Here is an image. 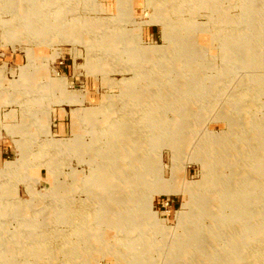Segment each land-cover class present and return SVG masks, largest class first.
Instances as JSON below:
<instances>
[{"label": "rangeland", "instance_id": "1", "mask_svg": "<svg viewBox=\"0 0 264 264\" xmlns=\"http://www.w3.org/2000/svg\"><path fill=\"white\" fill-rule=\"evenodd\" d=\"M263 4L0 0V264H264V222L231 235L264 208Z\"/></svg>", "mask_w": 264, "mask_h": 264}, {"label": "bare ground", "instance_id": "2", "mask_svg": "<svg viewBox=\"0 0 264 264\" xmlns=\"http://www.w3.org/2000/svg\"><path fill=\"white\" fill-rule=\"evenodd\" d=\"M263 3H264V0H263ZM121 4H123V0H121ZM263 7H264V4L262 5ZM121 9H122V5H121ZM173 12L175 13V14H178L180 11H181V6H178V5H173ZM179 17V16H178ZM180 17H182V16H180ZM210 23L207 21L206 23H202L201 24V22L199 23V22H197V21H193V20H190V21H183V19L181 18H179V20H178V24L177 25H175V24H173L175 27H180V28H184L185 29V32L187 33V35H186V39H184V42L178 47V50H179V52H181V50L182 49H184V55H182L184 58L185 57H187L188 56V54H189V56L190 57H193V59H194V57H196V56H194V54L193 53H191V52H189V51H192L193 52V49H194V47H193V43H194V40H196L197 38H198V36H196V33L197 32H201L202 30H204V28L203 27H205V28H207L208 27V25H209ZM171 23H168L166 26V36L169 34V33H173L174 32V29H172V26H173ZM204 25V26H203ZM47 27V26H46ZM263 27H264V21H263ZM170 29H171V31H170ZM208 30V29H207ZM169 36V35H168ZM234 39V38H233ZM167 42H169V41H167ZM228 49H230V48H232V49H235L236 47H234V45L232 46H229L228 45V47H227ZM164 49V48H163ZM163 49H160V48H157V49H154V50H149V53H154V54H156V53H158V56L160 55H162L161 53H159V52H161ZM189 60V59H188ZM184 61H186V60H184ZM193 61V60H192ZM195 62V61H194ZM185 62H183V64H184ZM186 64V63H185ZM211 64L212 63H209L208 61L207 62H204V65H208V67H210L211 66ZM261 72V71H260ZM153 81V80H152ZM170 87V88H169ZM150 88V91L148 92V94L145 96V97H143V98H145V99H148V98H151L150 99V101H148V102H142V101H134L133 100V97L134 96H130L129 94H125V97L126 98H128L129 100H132V101H134V104H130L129 106H131V105H135V106H141V107H144V109L145 108H148L149 106H153V107H158L157 105L158 104H161L160 103V98H162V97H168V96H171V97H173L174 95V87H173V84H171V85H169V84H166L165 86H156V85H153V86H151V87H149ZM135 97L137 98V96L135 95ZM187 98H189L188 96H186ZM174 98H175V96H174ZM139 100V99H138ZM155 100V101H154ZM144 101V100H143ZM159 102V103H158ZM166 104H168V103H166ZM126 107L128 106V103L126 102ZM141 111H143L142 109H141ZM125 112L127 113V111L125 110ZM144 112V111H143ZM142 112V113H143ZM241 112H243V111H241ZM139 118V117H138ZM147 119H148V117H147ZM152 122H154V121H152V120H150V118H149V120H146V118H145V120L143 121V126H144V124L145 125H147V127L148 128H150V127H152V125H151V123ZM142 123V122H141ZM139 125V124H138ZM139 128H141L140 126H138ZM152 129H154V128H152ZM151 130V129H150ZM141 132H138V131H135V135H136V137L138 138V139H141L143 142L145 141L146 143H152V134L154 133H156V131H152L151 133H141ZM109 137H111V136H109ZM224 137V136H223ZM222 141V140H221ZM264 143V142H263ZM124 144H126V143H124ZM109 146H110V144H109ZM218 146V145H217ZM111 147V146H110ZM87 149V150H86ZM94 149V147L92 148H89L88 149V147H85V146H83V150L85 151V152H87V151H89V152H92V150ZM210 149H211V147H210ZM104 150V151H103ZM109 150H112V149H109ZM109 150H106V149H102V148H97V150L96 151H94L95 153H99V152H101L102 151V154L104 153V152H106L107 153V155H108V152L107 151H109ZM94 152L92 153V154H94ZM253 155L255 156V158H256V156L257 155H259V152L257 151V150H254V152H253ZM208 156V155H207ZM105 159L107 158V157H104ZM257 159V158H256ZM109 160V159H108ZM146 160H148V159H146ZM150 164H149V161H148V164L145 166V171H146V173L148 172H150ZM147 173V174H148ZM219 177H220V175H219ZM223 177V176H222ZM225 177V176H224ZM236 177V176H235ZM260 177L262 178V179H264V173H261L260 174ZM226 178V177H225ZM238 180L237 181H235L233 178L227 183L226 182V179H224L223 180V185L226 187V188H228L229 189V191H234L233 190V188H236V190L237 191H241V188L242 187H247V185H248V183H249V180H246V179H250V178H241V179H239V178H237ZM264 183V182H263ZM229 184V185H228ZM84 185H87V184H84ZM136 185V184H135ZM140 185H143V183H140ZM138 186H139V182H138ZM134 188V187H133ZM260 194L261 195H263L264 194V187H262V189H261V191H260ZM264 196V195H263ZM257 198L259 199V197L257 196ZM258 199H256L255 200V203H257L258 202ZM262 201H264V197L261 199ZM193 206V205H192ZM191 209V208H190ZM257 208H256V206H254V210H253V212L252 213H250V214H247V215H245V218L244 219H242L241 221H233V223H231V224H234L235 225V227H234V229H233V232L231 233V235L232 236H235V235H237V236H240V237H244V234L246 233V232H255V228H253L254 227V225L256 224V223H258V222H264V221H255V219H258V218H262L263 219V216H262V212L264 211L263 209V207L262 208H259V211H257L256 210ZM197 210V209H196ZM182 217L184 218V216L182 215ZM182 217H180V218H182ZM187 218V217H186ZM180 222H182V221H180ZM185 222V221H184ZM226 222V221H225ZM227 224V223H226ZM263 232H264V229H263ZM262 235H264V234H262ZM41 239V238H40ZM37 241H39L38 239H37ZM219 262H216L215 264H218ZM132 264H138L137 262H134V261H132Z\"/></svg>", "mask_w": 264, "mask_h": 264}, {"label": "built area", "instance_id": "3", "mask_svg": "<svg viewBox=\"0 0 264 264\" xmlns=\"http://www.w3.org/2000/svg\"><path fill=\"white\" fill-rule=\"evenodd\" d=\"M174 199H170V197L162 198L158 201L160 207L165 208L166 211H172Z\"/></svg>", "mask_w": 264, "mask_h": 264}, {"label": "crops", "instance_id": "4", "mask_svg": "<svg viewBox=\"0 0 264 264\" xmlns=\"http://www.w3.org/2000/svg\"><path fill=\"white\" fill-rule=\"evenodd\" d=\"M12 151V146L5 142H0V156L4 158V153ZM5 159V158H4Z\"/></svg>", "mask_w": 264, "mask_h": 264}]
</instances>
